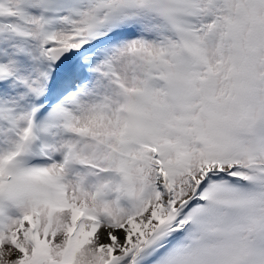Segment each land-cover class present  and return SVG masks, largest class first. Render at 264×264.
<instances>
[{"label": "snow or ice", "instance_id": "obj_1", "mask_svg": "<svg viewBox=\"0 0 264 264\" xmlns=\"http://www.w3.org/2000/svg\"><path fill=\"white\" fill-rule=\"evenodd\" d=\"M0 264H264V0H0Z\"/></svg>", "mask_w": 264, "mask_h": 264}]
</instances>
